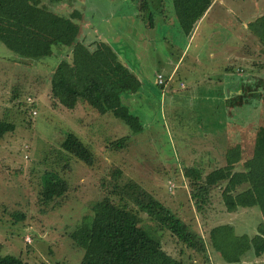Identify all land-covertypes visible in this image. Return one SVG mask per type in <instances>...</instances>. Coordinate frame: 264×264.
I'll use <instances>...</instances> for the list:
<instances>
[{
  "label": "rangeland",
  "instance_id": "rangeland-1",
  "mask_svg": "<svg viewBox=\"0 0 264 264\" xmlns=\"http://www.w3.org/2000/svg\"><path fill=\"white\" fill-rule=\"evenodd\" d=\"M215 2L199 35L195 34L199 44L196 70L216 71L228 56V69L245 88L228 103L220 99L221 93L218 100L213 99L214 89L209 91L206 85L173 103L160 95L156 74L169 73L167 60L175 63L187 41L171 0H153L152 7L139 11L137 17L135 0H41L42 5L64 16L83 10L84 19L81 16L78 24L83 25L82 30L86 24L84 42L113 45L122 62L137 75L139 90L121 94L122 103L140 122L136 133L111 113L100 115L81 101L67 109L52 97L49 80L60 55L29 61L0 42V119L14 124L13 131L0 137L3 253L19 256L24 264H79L83 250L75 246L72 234L90 223L92 206L107 193L105 182L111 167H119L127 179L150 192L203 237L205 253H192L143 215L145 225L160 237L163 250L184 264L216 263L209 232L218 226H233V232L249 237L257 233L262 222L258 206L227 212L221 198L223 183L212 188L200 204L199 197L193 196L195 179L185 175L194 168L203 178L224 166L227 136L231 147L241 149L234 170H242L243 162L252 155L256 131L264 126V100L256 96L264 89V41L258 37L264 35V23L259 21L264 16V0ZM57 47L61 50V46L54 50ZM195 47L189 44L180 70L190 66ZM220 47L226 52L219 51ZM210 54L220 56L210 63ZM172 84L179 88L178 76ZM217 124L215 142L211 137L202 139L208 133L204 131L211 133ZM67 131L95 153L92 166L61 149ZM213 144L217 147L206 149ZM46 175L67 184L66 193L48 203L40 195ZM107 185L111 187L109 182ZM113 199L118 203V197ZM26 236L31 243H26ZM243 258L264 264L261 256Z\"/></svg>",
  "mask_w": 264,
  "mask_h": 264
},
{
  "label": "trees",
  "instance_id": "trees-1",
  "mask_svg": "<svg viewBox=\"0 0 264 264\" xmlns=\"http://www.w3.org/2000/svg\"><path fill=\"white\" fill-rule=\"evenodd\" d=\"M135 1L139 2L141 12L150 8L146 0ZM171 1L180 29L188 36L213 0ZM81 16L78 10L68 16L57 14L42 5L41 0H0V42L19 58L29 61L60 55L49 80L50 93L59 104L73 109L81 101L100 115L111 113L133 133L139 132L138 117L122 103L121 94L136 92L140 81L119 59L112 45L84 42L86 24L82 30L83 25L78 24ZM259 21L264 23V16ZM258 37L264 41V35ZM54 46H61V50L58 47L54 50ZM256 96L264 100V89ZM13 130L12 122L0 119V137ZM60 147L86 166H92L95 161L89 145L71 131L63 134ZM240 159V149L235 146L227 149L225 165L203 178L198 169L185 172L195 179L197 189L193 196L199 197L200 204L212 188L223 183L221 198L227 212L259 207L262 222L252 237L237 236L232 227L222 225L210 232L213 245L217 249L228 248L234 259L251 252L255 256L264 253V126L256 131L252 155L243 162V169L234 170ZM107 175L111 187L105 182L107 193L92 206L90 223L72 234L75 246L83 250L79 264H184L163 250L160 237L145 225L143 215L166 229L192 253H205L203 237L150 192L127 179L119 167H111ZM240 186L245 188L237 190ZM66 190L64 180L46 175L40 195L48 203L62 197ZM113 196L119 198L118 203ZM0 264L24 262L19 256L3 253L0 244Z\"/></svg>",
  "mask_w": 264,
  "mask_h": 264
},
{
  "label": "crops",
  "instance_id": "crops-1",
  "mask_svg": "<svg viewBox=\"0 0 264 264\" xmlns=\"http://www.w3.org/2000/svg\"><path fill=\"white\" fill-rule=\"evenodd\" d=\"M152 2H153V0L152 1L150 0V2H149L150 8L153 5ZM213 2H215V0L212 1L211 5L206 10V12L203 14V16L197 21V23L195 24V27L193 28V31L191 32L190 35H188V36L185 35L182 32V30L180 29L183 36L185 37V39L187 41H186V45H185L183 51L179 55H176L177 61L175 63L171 62L170 60H167L166 64L169 66V70H168L169 73H166V75H165V73H163V72H157V73H160L163 76H165V78L167 79V82H168V84H167L168 86L167 85L164 87L159 86L156 84V82H155V84L159 89L160 95L166 96L168 98V100L171 101V103H173L174 101H178L181 98H185V96H187V95L192 96L193 93H195L201 85L209 86V91L211 90V88L214 89L213 91L215 93L214 94L215 97L213 99L218 100V97H219L218 93H221L220 99L223 100L225 103L226 102L228 103V100H230V99H233L237 96H240L242 94L241 92H244V90H245L244 84L241 83L239 80H237V78H234L235 75L232 74V72L228 69V67H227L228 56H226L224 64L217 67L216 71L213 69L214 71L211 72L210 68H207L206 70H204L202 72H198L196 70V67L199 63V61H198L199 56L197 54V49H198L197 47H199V44H197V42H195L196 41L195 40V34L197 33L199 35L200 25L203 23V21L205 19L209 18L208 16L210 15V12H211L210 8L213 6ZM138 3L139 2L136 1V8H135L136 9V16L135 17L139 16ZM82 11L83 10H81V14L83 16L84 11L83 12ZM83 19H84V16H83ZM245 27L249 28V25H247ZM148 28H149V25H148ZM150 28H153V25ZM179 28H180V26H179ZM209 34L211 35V33H209ZM144 42L146 43L147 39H144ZM193 43H194V47L195 46L196 47L194 49V56L192 57L191 64H190V66H186L180 70V66H181L182 61H183V54L187 50L189 44H193ZM112 47H113V45H112ZM219 51L226 52V51H223L222 47H220ZM214 54L209 55V57L211 58L210 63H213V61L220 56V55L215 56ZM185 55H187V53ZM118 57H119V55H118ZM119 59H120V57H119ZM196 63H197V65H196ZM176 76H178V78L180 80V84H179L178 89L176 88V86H173V84H172L173 82H175ZM136 77H137V75H136ZM169 83H170V86H169ZM140 86H141V82H140ZM139 88H138V90H139ZM237 101H239V100H237ZM214 116L218 117V114H214ZM212 121H216V120H212ZM205 123H207V122H205ZM212 125H214V124H212ZM217 127H218V124L215 127V129L211 131V133H210V131H204V132H208V133H204V136L202 139L208 140L211 137V141L215 142V137H216V134L218 131ZM202 139L198 140V144L202 141ZM232 144L233 143L231 142V139L227 136L226 137V145L228 147H226V149L224 150V155H225L227 149L231 148ZM213 146L217 147L216 144H213L212 146H207L206 149L212 148ZM235 146H238V145H235ZM235 146H232V147H235ZM238 148L240 149L239 146H238ZM213 151H215V150H213ZM240 153H241V149H240ZM240 209H244V208H239V210ZM230 227L233 228V226H230ZM234 234L237 236L247 235L246 233H242V232H237V233L234 232ZM209 235H210V232H209ZM211 246H212L211 251H212L213 256L216 260L215 264H250V263L255 264L257 261V260H247L246 261L245 258H243L244 256L237 257L236 259H234L232 257V254H231V250H228V248H227V250L226 249H217L213 245L212 242H211ZM251 253H249L248 255H253ZM253 256H255V255H253ZM260 256L264 258V253ZM256 257L258 258L259 256H256ZM240 260H241V263L239 262Z\"/></svg>",
  "mask_w": 264,
  "mask_h": 264
},
{
  "label": "built area",
  "instance_id": "built-area-1",
  "mask_svg": "<svg viewBox=\"0 0 264 264\" xmlns=\"http://www.w3.org/2000/svg\"><path fill=\"white\" fill-rule=\"evenodd\" d=\"M155 82H156L157 85L164 87L166 85L167 79L165 78V76H163L162 74L158 73V74H156ZM28 101H30V100L28 99ZM34 113H35V111H33V114ZM25 241L28 244L31 243V240H30V238L28 236L25 237Z\"/></svg>",
  "mask_w": 264,
  "mask_h": 264
}]
</instances>
